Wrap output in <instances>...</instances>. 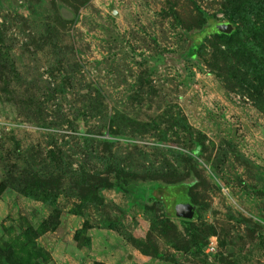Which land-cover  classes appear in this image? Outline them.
<instances>
[{"label":"rangeland","instance_id":"374dc122","mask_svg":"<svg viewBox=\"0 0 264 264\" xmlns=\"http://www.w3.org/2000/svg\"><path fill=\"white\" fill-rule=\"evenodd\" d=\"M0 264H264V0H0Z\"/></svg>","mask_w":264,"mask_h":264},{"label":"water","instance_id":"95a60500","mask_svg":"<svg viewBox=\"0 0 264 264\" xmlns=\"http://www.w3.org/2000/svg\"><path fill=\"white\" fill-rule=\"evenodd\" d=\"M232 30L231 24L229 22L224 24L223 31L230 33ZM178 215L183 218L192 219L195 215V206L191 202L190 198L187 195H184L181 198V201L178 205Z\"/></svg>","mask_w":264,"mask_h":264},{"label":"trees","instance_id":"16d2710c","mask_svg":"<svg viewBox=\"0 0 264 264\" xmlns=\"http://www.w3.org/2000/svg\"><path fill=\"white\" fill-rule=\"evenodd\" d=\"M224 36H226V35H224Z\"/></svg>","mask_w":264,"mask_h":264}]
</instances>
